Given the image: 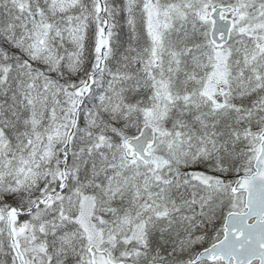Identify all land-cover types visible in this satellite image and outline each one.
Wrapping results in <instances>:
<instances>
[{
	"label": "snow or ice",
	"instance_id": "6c2138e0",
	"mask_svg": "<svg viewBox=\"0 0 264 264\" xmlns=\"http://www.w3.org/2000/svg\"><path fill=\"white\" fill-rule=\"evenodd\" d=\"M0 264H264V0H0Z\"/></svg>",
	"mask_w": 264,
	"mask_h": 264
}]
</instances>
